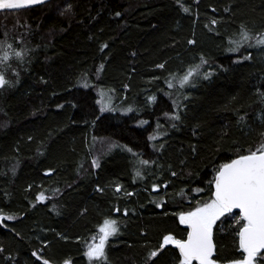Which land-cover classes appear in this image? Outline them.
Segmentation results:
<instances>
[{
	"label": "trees",
	"instance_id": "1",
	"mask_svg": "<svg viewBox=\"0 0 264 264\" xmlns=\"http://www.w3.org/2000/svg\"><path fill=\"white\" fill-rule=\"evenodd\" d=\"M242 27L264 33V0L0 11V38L11 31L29 50L0 89V264H44L35 250L48 264H88L87 241L111 217L117 236L99 264H179L177 248L161 249L165 235L187 238L179 214L212 198L222 164L264 142V51H229ZM97 86L114 95L110 109ZM102 138L114 146L94 165ZM237 217L212 232L221 264L243 258Z\"/></svg>",
	"mask_w": 264,
	"mask_h": 264
},
{
	"label": "snow or ice",
	"instance_id": "2",
	"mask_svg": "<svg viewBox=\"0 0 264 264\" xmlns=\"http://www.w3.org/2000/svg\"><path fill=\"white\" fill-rule=\"evenodd\" d=\"M39 3H43V0H0V10L24 9ZM249 39V33L242 27L241 40L247 42ZM233 43H236V47L230 48L229 51L236 52L241 44ZM256 43L264 45V38H257ZM158 67L162 68L163 65H158ZM192 74L193 70L190 69L182 78L181 84L187 82ZM207 75L210 73L206 74L205 78ZM6 83L8 81L3 74H0V87ZM174 118L180 119L179 116ZM143 163L146 164L148 161H143ZM173 175L175 174L173 173ZM37 199H44L43 193ZM232 209L240 210L241 219L237 223L241 226L237 235L239 247L243 250V258L234 260L231 264H256L257 259H264V252H262L264 250V144L255 150H248L247 154L237 155L235 159L219 167L215 176V191L211 200L198 204L191 211L179 214L180 223L187 224L190 228L187 238L181 240L174 239L171 234L165 235L161 249L169 243H174L179 249V264H193V261H197L198 264H216V261L212 259L213 225ZM116 223L115 220L105 219L99 226L98 243L87 245L85 255L90 261L104 260L106 242L118 231ZM92 239L95 241L97 238L93 237ZM157 254L156 251H153L150 256L155 257ZM44 264H48V261H45ZM65 264H69V261H65Z\"/></svg>",
	"mask_w": 264,
	"mask_h": 264
},
{
	"label": "rangeland",
	"instance_id": "3",
	"mask_svg": "<svg viewBox=\"0 0 264 264\" xmlns=\"http://www.w3.org/2000/svg\"><path fill=\"white\" fill-rule=\"evenodd\" d=\"M2 32H3L2 33L3 35L0 38V73L3 74L6 81H8V83H6L8 86L9 78H12L13 74H17L18 72L21 71L22 66L24 65L23 60L26 58L25 53H27L29 50L26 47H23L21 50H19V48L15 46V44L18 43V41L20 40V37H15L11 33V31H8V30L3 29ZM249 36H250V39L247 42H244L241 40V34L238 36V38H235L233 41V42H238L241 44V47L239 48V50L234 52V53L238 54V56H240L241 60L250 56V52L261 53L264 51V45H257V43H256L257 38H264V33L262 35H259V36H252L251 34H249ZM232 45H233L232 48L236 47V43H232ZM11 83H12V81L10 80V84ZM5 85L1 89H3L5 87ZM96 91L99 95V103H100L102 109L103 110L110 109L112 106V103L114 101V97H113L114 95L110 92L111 90L109 88H103L101 86H97ZM128 109H130V108H128ZM262 144H264V142ZM113 146H114V143L112 140H109V138H102V139L96 140V142L93 145V152H92L93 164L97 165L98 162L100 161L102 155L104 153H106L107 151H109L111 148H113ZM94 161H95V163H94ZM165 186H166V184H164V187ZM118 189L119 188H117V190ZM47 200H49L48 196H47ZM210 200H208L206 202H209ZM203 203H201V204H203ZM186 212H188V211H186ZM231 212H233V210ZM231 212L225 213L223 216L228 215ZM223 216H221L213 225V229H212L213 234L217 228H220V226L217 224V222ZM240 219H241V217H237V221ZM109 220H114V218L111 217ZM116 236H117V233L108 238V240L106 242V246H105V258H106L107 244L112 238H114ZM93 237H96L97 239L95 241H93V239H92ZM98 237H99V232L97 230L92 235V237L90 239H88L87 244H86V252H87V245L88 244L94 243V242L98 243ZM100 262H101L100 260H91L90 261L88 258V264H99ZM228 264H231V263H228ZM256 264H264V259H257Z\"/></svg>",
	"mask_w": 264,
	"mask_h": 264
},
{
	"label": "water",
	"instance_id": "4",
	"mask_svg": "<svg viewBox=\"0 0 264 264\" xmlns=\"http://www.w3.org/2000/svg\"><path fill=\"white\" fill-rule=\"evenodd\" d=\"M47 1H49V0H43V3H45V2H47ZM43 3H39V4H35V5H32V6H29V7H27V8H31V7H34V6H38V5H41V4H43ZM25 9V8H24ZM18 10H21V9H18ZM0 11H10V10H0ZM1 74V73H0ZM2 87H0V89H1ZM41 194V193H40ZM39 194V195H40ZM38 195V196H39ZM43 196H46V195H44L43 194ZM232 210H235V211H239L240 212V210L239 209H232ZM187 225V224H186ZM188 226V225H187ZM188 228H189V226H188ZM189 231H190V228H189ZM212 240H213V245H214V250H213V255H212V259H214V255H215V252H216V244H215V241H214V238H213V235H212ZM167 245H172V246H174L175 248H176V246H175V244L174 243H169V244H167ZM167 245H165V246H167ZM164 246V247H165ZM178 249V248H177ZM179 250V249H178ZM243 251V250H242ZM263 251V250H262ZM34 255L39 259V260H41V261H43V262H45L46 261V259L45 258H43V257H41L40 255H39V253H38V251L37 250H35L34 252ZM216 261V260H215ZM193 262H197V261H193ZM198 263V262H197ZM216 264H221V263H219L218 261H216Z\"/></svg>",
	"mask_w": 264,
	"mask_h": 264
},
{
	"label": "flooded vegetation",
	"instance_id": "5",
	"mask_svg": "<svg viewBox=\"0 0 264 264\" xmlns=\"http://www.w3.org/2000/svg\"><path fill=\"white\" fill-rule=\"evenodd\" d=\"M44 203L47 201V196H44V199H41ZM41 261V260H40ZM43 262V261H42Z\"/></svg>",
	"mask_w": 264,
	"mask_h": 264
},
{
	"label": "bare ground",
	"instance_id": "6",
	"mask_svg": "<svg viewBox=\"0 0 264 264\" xmlns=\"http://www.w3.org/2000/svg\"><path fill=\"white\" fill-rule=\"evenodd\" d=\"M153 190V189H152ZM130 213V212H129ZM125 218V217H124Z\"/></svg>",
	"mask_w": 264,
	"mask_h": 264
}]
</instances>
